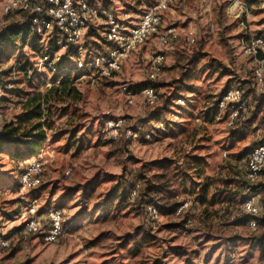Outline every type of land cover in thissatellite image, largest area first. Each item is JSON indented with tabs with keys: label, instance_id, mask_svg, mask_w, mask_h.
<instances>
[{
	"label": "rangeland",
	"instance_id": "rangeland-1",
	"mask_svg": "<svg viewBox=\"0 0 264 264\" xmlns=\"http://www.w3.org/2000/svg\"><path fill=\"white\" fill-rule=\"evenodd\" d=\"M8 1L0 0V36L25 19L4 12ZM92 2L110 6L127 24L136 25L159 0ZM251 6L250 27L255 32L261 28V12L259 2L252 0ZM229 8L228 0H174L162 17L164 28H177L178 41L167 49L149 41L110 78L92 68L73 72L70 79L82 95L79 101L56 102L48 86L53 77L46 72L31 81L22 73L18 76L1 101L0 131L5 123L16 122L27 100L38 94L49 96L51 129H46L42 184L36 189H24L19 182L36 157L15 162L0 154V239L10 241L0 250V264H264L260 250L249 244V238L261 231L251 230L243 209L248 200L264 209L263 193L253 192L245 178L247 158L264 139L261 116L248 122L264 94L254 88V66L243 55L239 28ZM189 30L196 34L195 45L186 41ZM104 34L101 22L87 30L88 58L109 52ZM52 47L48 46L49 54L56 52ZM43 51L38 37L19 38L2 60L4 82L12 60L32 65ZM160 51L167 62L152 84L160 100L149 107L142 102L138 86L148 83L150 61ZM195 55L193 76L175 86ZM75 62L80 63L66 58L61 68H74ZM211 63L217 69L209 70ZM124 85L135 87L133 105L127 103ZM232 88H242L252 106L234 128L228 124L230 111L215 108ZM156 112H163L159 119L152 116ZM119 120L122 130L112 138L107 123ZM159 161L168 163L163 168L154 165ZM263 183L264 176L259 184ZM79 186H85L84 192L77 190ZM115 186L130 190L121 205L114 201L109 214L100 215L99 202ZM153 186L164 189L150 204L157 211L155 218L150 205L142 202L148 197H141ZM33 205L40 214L51 208L63 210L65 233L57 243L46 244L39 236L24 233L23 216ZM141 230L152 239L134 249L126 238Z\"/></svg>",
	"mask_w": 264,
	"mask_h": 264
},
{
	"label": "built area",
	"instance_id": "built-area-1",
	"mask_svg": "<svg viewBox=\"0 0 264 264\" xmlns=\"http://www.w3.org/2000/svg\"><path fill=\"white\" fill-rule=\"evenodd\" d=\"M174 0H159L158 4L143 15L136 25L127 24V20L116 13L109 6H97L92 0H9L4 8L6 14L18 13L28 17L30 33L40 39L43 44V53L32 65L14 59L10 64L9 79L4 82V71L0 51V117H2L1 101L6 91L10 90L13 82L18 80L22 73L28 80L41 77L44 72L53 79L49 88L60 85L61 76L68 73H77L90 69L99 71L104 78H110L118 72L129 55L136 52L149 41L155 40L162 48H171L177 41V28L163 27L162 14ZM208 1V0H204ZM224 1V0H223ZM226 1V0H225ZM229 14L239 28V42L243 55L252 60V77L254 88L264 94V0L259 2L261 12V28L255 32L250 27V17L253 7L248 0H228ZM101 22L105 30V41L109 44V52L103 56L88 58V50L84 46L87 30L91 25ZM186 41L190 45L197 42L196 34L189 30ZM53 45L57 51L48 53V46ZM63 55L58 56L59 53ZM76 59L75 67L61 68L58 63L62 57ZM167 62L165 52L154 54L147 71L149 82H155L163 73ZM78 66V68H77ZM123 94L129 105H133L136 93L122 86ZM139 96L142 102L154 107L160 97L156 87L150 85L143 88ZM219 112L230 111L229 127L245 120L252 109L250 98L242 88H232L225 91L216 103ZM122 121L107 123L106 131L112 138H117L122 130ZM42 152L27 164L20 175V186L24 189H36L42 184L43 155ZM68 174V173H67ZM264 176V139L250 152L245 165V178L250 185H256ZM152 217H157L153 206L148 207ZM183 209V207L181 208ZM243 209L251 218L248 222L253 231L258 230L255 218L262 215L261 208L253 201L243 204ZM23 227L26 235H36L46 244L57 243L64 235V212L62 209L51 208L45 214H40L36 206L28 208L23 216ZM10 246V241L0 239V250Z\"/></svg>",
	"mask_w": 264,
	"mask_h": 264
},
{
	"label": "trees",
	"instance_id": "trees-1",
	"mask_svg": "<svg viewBox=\"0 0 264 264\" xmlns=\"http://www.w3.org/2000/svg\"><path fill=\"white\" fill-rule=\"evenodd\" d=\"M24 16V15H23ZM24 22H21L20 24L16 26H11L7 28L0 36V51H1V60H3L4 55L8 52V48L10 47H16V43L22 36L26 35H32L30 33L29 25H28V17L24 16ZM52 45V44H51ZM1 46H5V49H2ZM52 51H57V48L54 46L52 47ZM198 55H195L192 60L189 61V63L186 65L187 68H183L181 71V80H176L174 85L179 87L181 84L182 79H186L189 77H192L194 74V68H195V58ZM66 56H63L61 61L58 63V66L61 67L66 60ZM207 68L210 69H217L216 65L211 63L207 64ZM219 68V67H218ZM87 70V69H86ZM82 70V71H86ZM66 76L64 79L60 80V86L59 87H52L49 91V94H54V98L56 102L59 101H79L81 100V93H79L75 86H73L70 76L72 73L65 74ZM31 81V80H30ZM153 82L143 83L139 85L138 87L142 90L143 88L152 85ZM134 86H128V89L131 91H134ZM191 90H193L191 88ZM255 110L253 111V114L251 115L248 122H251L252 120L256 119L258 115L261 116V121H264V98H259L257 100ZM49 103V96L46 95H34L31 98L27 100V102L24 105V112L19 117H17L16 122H9L5 123L2 127V130L0 131V154H8L11 156L12 160L15 162L19 160H26L30 159L32 157H37L42 149V146L45 142L48 141V135L46 132V129H51V123H50V110L47 106ZM216 108V106H215ZM217 109V108H216ZM217 112L219 110H216ZM163 112H156L152 116L154 119H159L162 116ZM216 115V114H215ZM139 130L135 128L134 133L136 134ZM168 162L166 161H159L156 165L157 167H166ZM24 171V170H23ZM20 182V180H19ZM18 182L14 183V186L18 185ZM134 185V184H133ZM86 186V185H85ZM85 186H79L77 188L78 191H83L85 189ZM123 189V190H122ZM251 189L253 192L261 191L264 195V183L263 184H256L252 185ZM130 188H122L115 186L112 191L107 195L106 198L101 200L99 202V206L96 208V212H98L100 215H108L110 212L111 204L114 201H117V205H121L124 202L125 196L128 194V191ZM133 190V188H131ZM164 189H162L161 186H153L150 188H146V192L141 194V197H143L145 194L148 197L147 200H142V202H146L145 204H151L153 205L155 202L154 195L157 193L162 192ZM263 208H264V196L262 198ZM150 205V206H151ZM177 209V206H175L174 210ZM251 217L249 215L245 216V220H249ZM257 220L258 224V230L261 231V233L253 238H249V244L253 247H257L260 250L261 256L264 259V209L263 213L260 217L255 218ZM244 221V220H243ZM137 238L141 239L137 242ZM152 239V236L144 231L141 230L136 235H129L127 236L126 240L129 242H133V248L137 249L139 245L147 243Z\"/></svg>",
	"mask_w": 264,
	"mask_h": 264
}]
</instances>
